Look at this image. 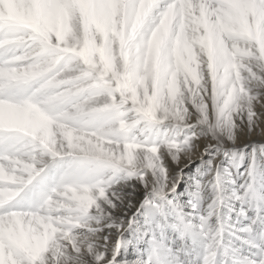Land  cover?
<instances>
[{
  "label": "snow or ice",
  "instance_id": "6c2138e0",
  "mask_svg": "<svg viewBox=\"0 0 264 264\" xmlns=\"http://www.w3.org/2000/svg\"><path fill=\"white\" fill-rule=\"evenodd\" d=\"M0 264H264V0H0Z\"/></svg>",
  "mask_w": 264,
  "mask_h": 264
},
{
  "label": "bare ground",
  "instance_id": "6f19581e",
  "mask_svg": "<svg viewBox=\"0 0 264 264\" xmlns=\"http://www.w3.org/2000/svg\"><path fill=\"white\" fill-rule=\"evenodd\" d=\"M197 161L198 160H193L190 163H188V166L185 168V173L186 174H191V173H193L196 170L197 165L192 168V164H194ZM181 187H182V185H181ZM181 191H183V189Z\"/></svg>",
  "mask_w": 264,
  "mask_h": 264
},
{
  "label": "rangeland",
  "instance_id": "374dc122",
  "mask_svg": "<svg viewBox=\"0 0 264 264\" xmlns=\"http://www.w3.org/2000/svg\"><path fill=\"white\" fill-rule=\"evenodd\" d=\"M199 163H200V161L198 160L197 162H195L194 164H192V168H193L194 166L198 165ZM182 189H183V185H182V187H181L180 190H182Z\"/></svg>",
  "mask_w": 264,
  "mask_h": 264
}]
</instances>
